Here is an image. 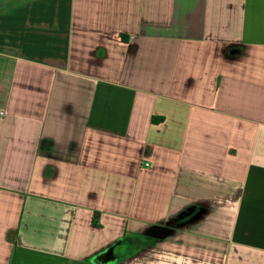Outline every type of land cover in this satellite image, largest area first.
Wrapping results in <instances>:
<instances>
[{"label":"crops","instance_id":"0c3cea01","mask_svg":"<svg viewBox=\"0 0 264 264\" xmlns=\"http://www.w3.org/2000/svg\"><path fill=\"white\" fill-rule=\"evenodd\" d=\"M0 264H264V0H0Z\"/></svg>","mask_w":264,"mask_h":264},{"label":"trees","instance_id":"16d2710c","mask_svg":"<svg viewBox=\"0 0 264 264\" xmlns=\"http://www.w3.org/2000/svg\"><path fill=\"white\" fill-rule=\"evenodd\" d=\"M98 217H99V213H96V214H95V219H94V220H97Z\"/></svg>","mask_w":264,"mask_h":264},{"label":"built area","instance_id":"2783aa9c","mask_svg":"<svg viewBox=\"0 0 264 264\" xmlns=\"http://www.w3.org/2000/svg\"><path fill=\"white\" fill-rule=\"evenodd\" d=\"M147 165L149 166V164L147 163Z\"/></svg>","mask_w":264,"mask_h":264}]
</instances>
